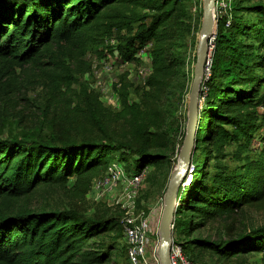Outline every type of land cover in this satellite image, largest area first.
Masks as SVG:
<instances>
[{"label": "trees", "instance_id": "16d2710c", "mask_svg": "<svg viewBox=\"0 0 264 264\" xmlns=\"http://www.w3.org/2000/svg\"><path fill=\"white\" fill-rule=\"evenodd\" d=\"M190 2L0 0V82L17 68L42 66L47 60L65 74H48L54 91L64 87L70 92L77 82L65 57L92 53L104 59L116 53L123 62H134L152 43V73L142 101L160 94L180 78L181 38L192 31ZM114 39L117 44L110 46ZM213 45L195 169L191 182L180 190L173 239L194 263L201 256L196 251L202 250L224 260L260 255L264 264V227L247 231L240 218L246 206L264 198V134L261 150L253 153L251 148L264 129V114L258 111L264 107V3L230 0L229 10L217 15ZM132 86L128 73L114 85L121 104L118 112L105 108L98 94L82 98L89 121L106 139L72 141L33 134L0 138V264L109 262L123 237L118 219L59 210L35 212L18 209L16 203L71 183L78 195L86 196L117 158L133 175L153 167L161 172V181L169 179L174 143L164 129L163 114L132 102ZM113 121L124 127L121 138L107 135V123ZM232 146L235 150L228 151ZM230 156L242 164L223 163ZM211 221L221 223L217 237H195Z\"/></svg>", "mask_w": 264, "mask_h": 264}, {"label": "rangeland", "instance_id": "374dc122", "mask_svg": "<svg viewBox=\"0 0 264 264\" xmlns=\"http://www.w3.org/2000/svg\"><path fill=\"white\" fill-rule=\"evenodd\" d=\"M235 1L237 0H233V3ZM253 2L264 3V0H253ZM189 10L192 15L190 22L192 31L181 38L180 51L183 66L180 71V78L174 80L169 88L160 94L153 93L142 101L143 92L149 90L145 89L146 80L152 73L150 53L142 58L138 56L136 61L129 63L123 62L116 53H108L104 59H98L92 53L87 54L84 58L69 59L65 57L64 63L66 67H69L77 82L72 86L70 92L63 87L56 93L48 78L50 73H58L64 76L62 69H55L49 65L47 60L42 66L27 65L23 68H17L13 74L0 82V138L12 139L33 134L42 138L55 137L72 141L90 140L93 137L106 139L105 134L89 121V112L86 110L82 98L84 94L91 96L98 94L105 108L112 112L120 111V99L114 85L119 82L121 75L128 73V80L133 85L130 89V100L136 103H144V108L156 109L163 114L164 129L174 143V153L170 152L171 158L167 167L171 177V174L178 167L180 150L184 142V135H186L188 96L194 78L198 38L203 20V1L191 0ZM108 44L114 46L117 41L114 39ZM258 111L264 114V107H260ZM102 124L105 123L102 122ZM106 128L108 129L107 135L112 138H121L124 131L122 123L117 121L108 122ZM261 134H264V129L252 142L253 153L259 152L262 148ZM234 150L233 146L228 149V151ZM196 159L201 161L202 156L198 154ZM113 161L119 162L127 175H132L129 166L122 164L118 158L109 163ZM210 163L212 164L213 161ZM223 163L231 167L242 164L231 156ZM144 172L145 180L139 188L136 198V217L154 213V222L158 225L164 208V197L170 177L168 180L161 181L159 179L161 172H155L153 167H148ZM73 185L74 183H71L65 187L40 191L28 200L17 202L16 207L18 209L24 207L35 212L70 211L86 218L114 217L118 219L121 225V221L126 217V211L122 206V203L125 205L124 186L122 184L113 193L104 196L94 189L86 196L78 195ZM8 207H11V204H8ZM240 218L243 228L247 231L264 227V198L246 206ZM220 227L219 221H211L208 223L207 229L196 233L195 237L211 236L215 238ZM122 236L117 251L111 255L107 264H130L123 228ZM156 245L157 237H150L148 251L152 253ZM196 253H201L200 260H197L200 264L262 263L260 255L249 256L246 259L237 256L230 260H224L208 252H202V250H198Z\"/></svg>", "mask_w": 264, "mask_h": 264}, {"label": "built area", "instance_id": "2783aa9c", "mask_svg": "<svg viewBox=\"0 0 264 264\" xmlns=\"http://www.w3.org/2000/svg\"><path fill=\"white\" fill-rule=\"evenodd\" d=\"M230 8V0H217L216 1V16L221 15L223 12H227ZM231 22L228 21L229 27ZM215 34L209 40L210 54L207 58L205 65V75L203 84L201 87V101L205 100L208 92L206 82L209 81L211 76L212 67V55L213 42L215 40ZM153 44L148 43L140 51L138 56L140 58L146 56L151 50ZM129 63V62H127ZM143 74V72H141ZM119 97V96H118ZM194 165L192 163L188 171V181L183 184L186 187L192 180V174L194 172ZM145 180V172L137 175H127L124 167L117 161L109 164L107 172L102 177L94 181L92 189L100 193L102 196L105 194L113 193L120 184L124 186V203H122L123 209L126 211V217L121 221V226L124 231L125 239L127 242V254L130 264H161L158 256V248L160 243L159 236V224L154 222V213L136 217V198L139 188ZM157 237V245L152 253L149 249V238ZM170 262L171 264H199L192 262L184 253L181 245L172 241L170 249Z\"/></svg>", "mask_w": 264, "mask_h": 264}, {"label": "water", "instance_id": "95a60500", "mask_svg": "<svg viewBox=\"0 0 264 264\" xmlns=\"http://www.w3.org/2000/svg\"><path fill=\"white\" fill-rule=\"evenodd\" d=\"M203 1V20L198 38L197 58L194 78L188 96V122L186 135L179 155L177 169L171 174L164 197L159 236L158 256L161 264H171L170 249L173 241L174 220L179 206L180 190L188 181V171L193 163L196 138L199 129V115L202 108L201 87L205 75V65L210 54L209 40L215 34L217 27L216 1Z\"/></svg>", "mask_w": 264, "mask_h": 264}]
</instances>
